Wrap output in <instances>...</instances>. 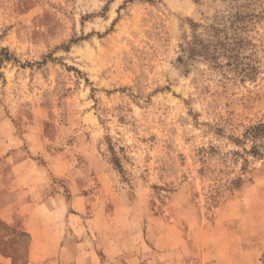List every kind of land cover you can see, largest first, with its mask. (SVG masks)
<instances>
[{
  "label": "rangeland",
  "instance_id": "1",
  "mask_svg": "<svg viewBox=\"0 0 264 264\" xmlns=\"http://www.w3.org/2000/svg\"><path fill=\"white\" fill-rule=\"evenodd\" d=\"M259 125L264 0H0V208L29 153L96 264H264ZM21 223L0 264H28Z\"/></svg>",
  "mask_w": 264,
  "mask_h": 264
},
{
  "label": "crops",
  "instance_id": "2",
  "mask_svg": "<svg viewBox=\"0 0 264 264\" xmlns=\"http://www.w3.org/2000/svg\"><path fill=\"white\" fill-rule=\"evenodd\" d=\"M11 137H5V140L0 142V157L6 150L14 147L15 142ZM27 139L28 146L32 148L37 137L29 136ZM18 151L7 155L13 157ZM23 154L27 155L26 159L22 158L19 162L12 163L14 165L13 170L10 169L12 175L7 182L5 181L7 188L17 184L19 190L15 189L13 193L15 201L12 205L0 208V217L7 222H12L14 214L21 217L20 228L25 230L30 238L28 264H96L94 251L96 249H88L84 241L71 236L70 230L68 227H63L61 220H56L61 208L51 206L37 191L35 178H32L27 169L31 167L29 153ZM2 179L1 176L0 181ZM36 211L44 216V220L34 217Z\"/></svg>",
  "mask_w": 264,
  "mask_h": 264
},
{
  "label": "trees",
  "instance_id": "3",
  "mask_svg": "<svg viewBox=\"0 0 264 264\" xmlns=\"http://www.w3.org/2000/svg\"><path fill=\"white\" fill-rule=\"evenodd\" d=\"M182 53H184L183 50H182ZM178 61L181 62L182 61V58L180 57L178 59ZM258 129H264V125H259L258 127H255L254 130H250V132L248 131V135L251 136L252 138H254Z\"/></svg>",
  "mask_w": 264,
  "mask_h": 264
}]
</instances>
